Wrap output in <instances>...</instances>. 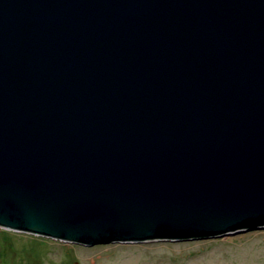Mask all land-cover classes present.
Returning a JSON list of instances; mask_svg holds the SVG:
<instances>
[{
	"label": "water",
	"instance_id": "water-1",
	"mask_svg": "<svg viewBox=\"0 0 264 264\" xmlns=\"http://www.w3.org/2000/svg\"><path fill=\"white\" fill-rule=\"evenodd\" d=\"M0 227L264 230V0H0Z\"/></svg>",
	"mask_w": 264,
	"mask_h": 264
},
{
	"label": "rangeland",
	"instance_id": "rangeland-1",
	"mask_svg": "<svg viewBox=\"0 0 264 264\" xmlns=\"http://www.w3.org/2000/svg\"><path fill=\"white\" fill-rule=\"evenodd\" d=\"M0 264H264V230L83 247L0 227Z\"/></svg>",
	"mask_w": 264,
	"mask_h": 264
}]
</instances>
